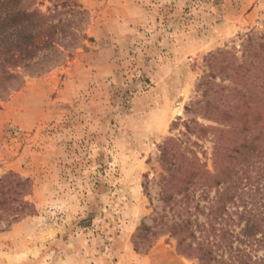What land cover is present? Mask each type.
I'll return each instance as SVG.
<instances>
[{
    "label": "rangeland",
    "instance_id": "obj_1",
    "mask_svg": "<svg viewBox=\"0 0 264 264\" xmlns=\"http://www.w3.org/2000/svg\"><path fill=\"white\" fill-rule=\"evenodd\" d=\"M75 1L86 39L47 69L23 73L19 88H4L13 79L0 88V175L30 179L33 206L0 223V264H197L178 252L167 225L189 212L205 222L221 189H197L187 210L166 204L158 147L183 138L204 57L248 33L264 37V0ZM24 4L51 8L50 0ZM213 145L211 136L189 140L210 172ZM235 162L231 171H242ZM256 187L244 186L249 195L228 213L246 207L264 217ZM241 248L253 259L264 253L256 241Z\"/></svg>",
    "mask_w": 264,
    "mask_h": 264
},
{
    "label": "trees",
    "instance_id": "obj_2",
    "mask_svg": "<svg viewBox=\"0 0 264 264\" xmlns=\"http://www.w3.org/2000/svg\"><path fill=\"white\" fill-rule=\"evenodd\" d=\"M50 2L51 8L43 13L29 10L25 0H0L1 89L7 79L14 83L4 88H19L23 73L33 66L47 69L69 56L77 41L86 39L80 29L85 10L75 0ZM37 55L36 62L26 61ZM203 62L206 71L196 86L199 98L185 107L189 118L183 123V138H167L158 147L165 172L162 198L166 204L182 201L187 210L197 189L221 191L211 201L205 222L191 221L189 212L168 223L167 231L176 239L178 252L197 264H264V253L253 259L241 248L256 241L264 249V217L244 206L239 213L227 209L243 203L249 195V189L243 191L248 183H257L255 193L264 199V37L248 33L238 47L217 49ZM196 115L212 124L198 123ZM191 136H211L215 171H208L189 147ZM232 160L242 171H231ZM31 191L30 179L12 171L0 175V223L9 227L32 213L33 206L26 200Z\"/></svg>",
    "mask_w": 264,
    "mask_h": 264
}]
</instances>
